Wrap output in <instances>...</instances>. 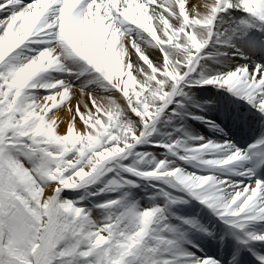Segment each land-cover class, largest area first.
<instances>
[{
    "label": "snow or ice",
    "instance_id": "6c2138e0",
    "mask_svg": "<svg viewBox=\"0 0 264 264\" xmlns=\"http://www.w3.org/2000/svg\"><path fill=\"white\" fill-rule=\"evenodd\" d=\"M208 87L264 124V0H0V264H244L193 200L264 264V135Z\"/></svg>",
    "mask_w": 264,
    "mask_h": 264
},
{
    "label": "bare ground",
    "instance_id": "6f19581e",
    "mask_svg": "<svg viewBox=\"0 0 264 264\" xmlns=\"http://www.w3.org/2000/svg\"><path fill=\"white\" fill-rule=\"evenodd\" d=\"M229 109H231V107H229ZM65 114L64 113H61V116L63 117ZM201 135L202 136H205V137H208L209 135H211V133H212V131H214V130H212V129H209L207 126H205V125H203L202 127H201ZM60 131L61 132H63L64 131V126L62 125L61 126V128H60ZM225 134H226V138L227 139H230V140H232L238 147H242L243 148V140L246 138V135L248 134V133H246V134H243V135H241V132L237 129V126L236 125H232V124H230L229 123V125L227 126V128L225 129V132H224ZM220 133H216V135H214L215 136V138L216 139H218L219 137H220ZM134 195H135V197H136V199H138L142 204H144V202H142V199H141V196H140V194L139 193H137V192H134ZM203 210H206L205 208H202V211ZM207 226L209 227V228H211V229H213L214 230V232H215V234H216V239H218L219 240V244H223L224 246H226V247H228L229 249H231V250H233V252L238 256V257H243V259H244V264H253V260L252 259H250L246 254H242V253H240V254H237L236 253V251H235V249H238L239 250V246H237V245H235L234 243H233V240L231 239V237H230V235H228L227 233H226V229H225V226H218V225H208L207 224ZM221 235H224L225 236V240L224 241H220V239H219V237L221 236ZM201 237H204L203 235H200ZM220 245V246H221ZM223 248H222V246H221V250H222ZM240 251V250H239ZM213 253H215V251L214 250H210V251H207L206 252V254H208V255H212ZM219 254H221L222 256L224 255V252L222 253L221 251H220V253Z\"/></svg>",
    "mask_w": 264,
    "mask_h": 264
},
{
    "label": "rangeland",
    "instance_id": "374dc122",
    "mask_svg": "<svg viewBox=\"0 0 264 264\" xmlns=\"http://www.w3.org/2000/svg\"><path fill=\"white\" fill-rule=\"evenodd\" d=\"M155 53L153 54V59H155ZM204 99H209L208 97H204ZM152 151H155L153 149H149ZM94 189H86V190H80L78 193H74L72 196H69V199H73L75 198L77 195H83L86 197L85 203H89V202H95V201H99L100 199H102L101 197H89V192L92 191ZM134 191L140 192L142 195V198L147 200V196L150 195L152 193V189L149 186V184L147 182H142V186L139 189H135ZM148 202V201H147ZM200 207V204H194L193 201H191L189 204L187 205H183L180 206L178 209H176L177 212H179L180 214H184V215H190L194 214L196 209H198ZM193 212V213H192Z\"/></svg>",
    "mask_w": 264,
    "mask_h": 264
}]
</instances>
